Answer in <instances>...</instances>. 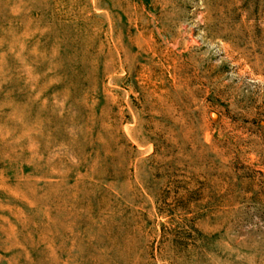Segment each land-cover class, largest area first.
<instances>
[{"label": "rangeland", "instance_id": "374dc122", "mask_svg": "<svg viewBox=\"0 0 264 264\" xmlns=\"http://www.w3.org/2000/svg\"><path fill=\"white\" fill-rule=\"evenodd\" d=\"M0 264H264V0H0Z\"/></svg>", "mask_w": 264, "mask_h": 264}]
</instances>
